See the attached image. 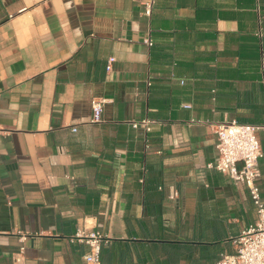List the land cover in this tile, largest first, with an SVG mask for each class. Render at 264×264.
Wrapping results in <instances>:
<instances>
[{"label": "crops", "instance_id": "obj_1", "mask_svg": "<svg viewBox=\"0 0 264 264\" xmlns=\"http://www.w3.org/2000/svg\"><path fill=\"white\" fill-rule=\"evenodd\" d=\"M230 120L264 124V0H0V264H85L80 230L101 264L233 253L254 208L207 166Z\"/></svg>", "mask_w": 264, "mask_h": 264}, {"label": "built area", "instance_id": "obj_2", "mask_svg": "<svg viewBox=\"0 0 264 264\" xmlns=\"http://www.w3.org/2000/svg\"><path fill=\"white\" fill-rule=\"evenodd\" d=\"M149 13V7L146 9ZM109 58L106 69H111ZM105 99L93 97L91 99L92 122H99L102 119V110ZM189 108L190 105H184ZM153 121L143 119L140 122H133L134 128H141L145 132L151 129ZM264 130V124L242 123L230 120L217 125L216 127V160L208 163L212 167L226 175L232 180L244 186L252 202L255 219L241 231L235 242L237 247L233 253L221 251L218 259L213 264H264V200L261 191L256 183L260 173L258 163L263 155L257 133ZM240 163V167H237ZM173 192L171 197L175 196ZM78 238L85 239L89 245L88 252L83 256L85 264H101V241L103 235L99 231L84 233L77 232ZM18 253L13 257L14 263L19 264Z\"/></svg>", "mask_w": 264, "mask_h": 264}]
</instances>
